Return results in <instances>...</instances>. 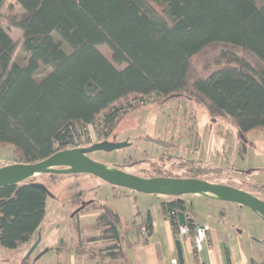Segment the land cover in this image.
I'll return each mask as SVG.
<instances>
[{"label": "trees", "instance_id": "trees-1", "mask_svg": "<svg viewBox=\"0 0 264 264\" xmlns=\"http://www.w3.org/2000/svg\"><path fill=\"white\" fill-rule=\"evenodd\" d=\"M8 28L22 31L19 52ZM182 95L243 134L264 129V0H0V143L13 147L14 162L88 145L90 124L105 139L132 109ZM35 177L0 187L5 248L31 242L42 223L49 193ZM161 207L178 233L170 212L185 206ZM91 208L101 212L74 224V252L91 264H129L116 218L93 201L81 211ZM152 222L148 212L137 229L150 232Z\"/></svg>", "mask_w": 264, "mask_h": 264}, {"label": "rangeland", "instance_id": "rangeland-1", "mask_svg": "<svg viewBox=\"0 0 264 264\" xmlns=\"http://www.w3.org/2000/svg\"><path fill=\"white\" fill-rule=\"evenodd\" d=\"M8 30L19 42V52L22 31L17 28ZM99 48L111 59L112 52L107 44L99 45ZM106 139L128 143L119 149L91 154L93 159L108 166L144 177H197L232 185L259 196L263 193L257 188H264V129L243 134L229 117L213 116L204 106L185 95L150 101L132 109ZM14 160L13 147L0 143V167L14 163ZM35 181L45 185L49 195L46 213L34 233L33 244L22 250L29 264H58L59 261L70 264L69 254L77 255L72 248L77 222L73 217L81 204H74V197L81 196L87 204L93 201L108 210L122 232L127 228L135 231L150 208L170 197L113 187L95 175L83 173L42 174L36 176ZM185 200L188 204L197 201L192 195H186ZM91 209V212L99 211ZM84 216L85 223L94 220L90 213ZM259 227L264 232L262 219ZM62 238L66 244L60 252ZM107 243L99 241L94 245L104 247ZM1 259L0 264L8 263Z\"/></svg>", "mask_w": 264, "mask_h": 264}, {"label": "crops", "instance_id": "crops-1", "mask_svg": "<svg viewBox=\"0 0 264 264\" xmlns=\"http://www.w3.org/2000/svg\"><path fill=\"white\" fill-rule=\"evenodd\" d=\"M185 196H183L184 200ZM192 196L197 199L196 202L193 200V203L188 204L185 200V210L190 219L187 225L192 223L194 226L200 224L208 226V246L200 258L198 259L194 252V233L178 237L170 218L162 210L161 203L163 201L176 199L170 196L148 210L153 219V228L150 232H145L143 229L140 231L137 228L135 231L127 228L122 232L120 229L121 245L129 264H175V260L180 264L176 247L177 239L181 241L185 264H264V232L259 227L262 218L256 212L249 207L224 201L212 195L197 193ZM91 210L93 209H84L76 216L80 226L92 223L101 212L100 209L98 212H91ZM148 212L143 217V221ZM89 213L94 216V220L85 223L84 215ZM74 221L75 219L72 220L73 224ZM88 233L86 232V234ZM89 234L100 235L97 232ZM76 237L77 231L73 239ZM61 240L66 243L64 238ZM32 244L33 240L30 243H24L15 250L5 248L0 244L1 261L8 262L7 264H29V260L25 258L22 250L30 248ZM79 256L78 254H69L70 264L92 263L85 255L80 256L82 259L77 261Z\"/></svg>", "mask_w": 264, "mask_h": 264}, {"label": "water", "instance_id": "water-1", "mask_svg": "<svg viewBox=\"0 0 264 264\" xmlns=\"http://www.w3.org/2000/svg\"><path fill=\"white\" fill-rule=\"evenodd\" d=\"M127 144L115 143L104 139L88 146L59 150L40 161L31 163L14 162L2 166L0 167V187L17 184L40 174H91L101 178L112 186L126 187L147 194L175 197L177 201H180L185 206L184 210H178L177 212L180 225H185L190 221L185 210L186 201L183 196L197 193L212 195L224 201L249 207L264 221V199L247 190L197 177H144L117 167L108 166L92 159L88 155L100 150L112 151ZM35 184L44 188L49 193L45 185L39 182H35ZM86 205L87 203L83 201L81 207L75 214L81 211ZM176 247L179 263L185 264L180 239H177ZM33 249L34 247H32Z\"/></svg>", "mask_w": 264, "mask_h": 264}, {"label": "built area", "instance_id": "built-area-1", "mask_svg": "<svg viewBox=\"0 0 264 264\" xmlns=\"http://www.w3.org/2000/svg\"><path fill=\"white\" fill-rule=\"evenodd\" d=\"M88 133L86 135V141L87 144L90 143H96L99 142L101 140H103L104 132L103 134H100V132H98L95 128V125L90 124L88 126ZM86 144H78L77 146H85ZM170 215H176L175 211H171ZM143 231H146V228H143ZM207 231H208V226L206 224H200V225H196L194 227H191L190 225H179L178 228V237L179 236H184L190 233H194V239H193V247H194V252L196 254V257L199 259L201 254L204 252V250L206 249L207 245ZM175 264H178V262L175 260L174 261Z\"/></svg>", "mask_w": 264, "mask_h": 264}, {"label": "flooded vegetation", "instance_id": "flooded-vegetation-1", "mask_svg": "<svg viewBox=\"0 0 264 264\" xmlns=\"http://www.w3.org/2000/svg\"><path fill=\"white\" fill-rule=\"evenodd\" d=\"M106 139V138H105ZM104 140V139H103ZM85 146H88V145H85ZM74 147H78L77 145L76 146H74ZM69 148H73V147H69ZM92 153H90V154H88L91 158H92V155H91ZM93 159V158H92ZM95 160V159H94Z\"/></svg>", "mask_w": 264, "mask_h": 264}]
</instances>
